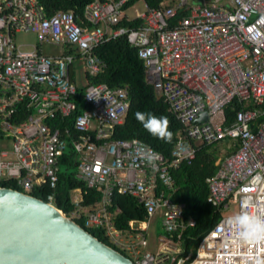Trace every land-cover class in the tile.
<instances>
[{
    "label": "built area",
    "instance_id": "obj_1",
    "mask_svg": "<svg viewBox=\"0 0 264 264\" xmlns=\"http://www.w3.org/2000/svg\"><path fill=\"white\" fill-rule=\"evenodd\" d=\"M127 2L94 0L81 24L71 10L46 15L37 0H0V179H13L23 192L43 183L54 188L69 147L74 176L100 199L82 208L74 198L68 218L82 215L84 227L102 229L135 264H264V234L242 235L233 219L264 220V0H163L155 8L144 2L124 8ZM136 20L137 26L127 23ZM17 32H33L37 45L16 44ZM118 37L136 48L146 82L181 124L169 157L137 138L110 136L128 111L127 86L92 83L88 74L103 67L94 49ZM38 45L72 52L47 56ZM78 63L86 69L83 84L71 76ZM233 103L234 120L225 124ZM201 111L206 114L197 120ZM224 142L235 148L216 158L217 171L206 178L220 219L185 251L182 232L194 221H184L182 203L170 199V169L188 162L197 145ZM113 192L141 203L146 224L158 215L155 251L146 249V228L138 222L126 231L113 227ZM47 202L53 205L52 193ZM231 206L236 212L224 215Z\"/></svg>",
    "mask_w": 264,
    "mask_h": 264
},
{
    "label": "trees",
    "instance_id": "obj_2",
    "mask_svg": "<svg viewBox=\"0 0 264 264\" xmlns=\"http://www.w3.org/2000/svg\"><path fill=\"white\" fill-rule=\"evenodd\" d=\"M37 1L46 15H50L57 10H72L78 23L82 24L81 19L83 17L80 18V16L84 7L94 0ZM139 1L155 8L163 0H128L124 8ZM139 22V20H136L127 23L137 26ZM93 54L104 65L102 71L97 74H88V80L92 83L104 82L110 87L126 85L130 96L129 108L124 121L113 127L112 133H110L111 138H137L162 155L169 157L174 141H176V133L181 129V124L170 111L163 97L156 95L152 86L146 82L144 65L137 55L136 48L128 45L125 37H118L96 47ZM81 92L82 88L80 87L78 88V95H81ZM234 108H236L234 103L232 107L226 108L228 122L231 121ZM138 111L167 117L170 122L169 130L173 133L171 142L158 139L146 131L135 118V113ZM63 126L64 124L61 125V127ZM214 152L215 150L211 145L199 144L196 146L193 157L188 162L181 161L175 168L170 169L174 182V191L171 193L170 199L173 202L182 203V218L184 221L187 219L194 221V226L185 227L182 232L185 251L190 247L193 248L200 236L213 226L221 216L208 199L209 188H207L206 183V178L217 171V166L214 164L216 158ZM73 158L70 148H66L58 161L57 181L54 188H51L48 183H43L32 186L27 192L31 196L44 201H47L48 194L52 193L53 205L66 217L76 209L69 197L71 189L79 188L81 190L80 205L82 208L93 205L95 201H98L100 195L97 190L86 187L83 181L74 176L75 164ZM0 185L23 191L21 186L16 184L13 179H0ZM114 209H118V213L113 217L112 223L118 231L128 230V223L131 221L145 222L146 220L144 207L133 196L113 192L109 210L113 211ZM72 220L100 242L115 249L118 248L106 239L102 229L84 227V217L82 215ZM117 250L125 254V251L119 248Z\"/></svg>",
    "mask_w": 264,
    "mask_h": 264
},
{
    "label": "water",
    "instance_id": "obj_3",
    "mask_svg": "<svg viewBox=\"0 0 264 264\" xmlns=\"http://www.w3.org/2000/svg\"><path fill=\"white\" fill-rule=\"evenodd\" d=\"M0 264L135 263L51 203L0 185Z\"/></svg>",
    "mask_w": 264,
    "mask_h": 264
},
{
    "label": "clouds",
    "instance_id": "obj_4",
    "mask_svg": "<svg viewBox=\"0 0 264 264\" xmlns=\"http://www.w3.org/2000/svg\"><path fill=\"white\" fill-rule=\"evenodd\" d=\"M135 118L151 135L165 142H171L173 133L169 130L170 122L167 117L138 111L135 113ZM233 219L236 224L243 228L242 235L264 234V220L258 216L241 215Z\"/></svg>",
    "mask_w": 264,
    "mask_h": 264
},
{
    "label": "crops",
    "instance_id": "obj_5",
    "mask_svg": "<svg viewBox=\"0 0 264 264\" xmlns=\"http://www.w3.org/2000/svg\"><path fill=\"white\" fill-rule=\"evenodd\" d=\"M141 2V1H139ZM139 2H136V7L138 8H141L140 6L142 5H138ZM72 11V10H71ZM135 14V10L133 11V13L131 15H134ZM128 15V14H127ZM83 17V12H82V15L80 16V18ZM125 19V18H124ZM30 34H33V32H30ZM34 35V34H33ZM111 40H114V39H111ZM109 40V41H111ZM108 42V41H107ZM16 43V42H15ZM106 43V42H105ZM17 44V43H16ZM104 44V43H103ZM20 45L21 47L23 48H28L30 47L31 45H37V39H36V42H33V43H30V44H18ZM38 49L45 55H51V56H60V55H63L65 53H69V51L72 52V49L69 48V47H65V46H56V47H47V46H39L38 45ZM45 49H49L48 53H45L44 50ZM100 60V59H99ZM102 62V61H101ZM103 64V62H102ZM104 65V64H103ZM74 68V69H73ZM85 66L84 65H81V64H74L72 67H71V76L72 78L79 84H83L85 81H86V77H85ZM87 73V72H86ZM155 91V90H154ZM156 95L160 96L156 91H155ZM162 97V96H161ZM233 105V104H232ZM232 105H230L232 107ZM229 107V106H228ZM234 107V106H233ZM227 108V107H226ZM234 111V110H233ZM225 115H226V120H225V124H230L233 120H234V116L232 115V118H231V121H227V114H226V109H225ZM263 118V116L261 117ZM260 118V120H261ZM259 122V120H258ZM257 129V124H255L254 126V130ZM230 143L231 142H224V143H221L219 145H223L222 146V152H217L216 148H214L215 150V157L217 158L218 156H225L226 154H229L231 151L234 150V146L231 145L230 146ZM216 158H215V161H216ZM74 161V159H73ZM215 161H214V164H215ZM216 165V164H215ZM74 172H75V169H74ZM162 187L158 185V188L156 190H159L161 189ZM174 191V185H173V190L172 192ZM69 197H70V200L72 201L74 198H77L79 199V201H81V190L79 188H74V189H71L69 191ZM99 199H100V195H99ZM98 199V200H99ZM73 202V201H72ZM96 202V201H95ZM94 202V203H95ZM92 206V205H90ZM88 207V206H87ZM111 207V202H110V206L108 207V209H110ZM110 211V210H109ZM146 221V220H145ZM138 226L139 227H145L146 228V232L148 230V227H149V224H146L145 222H138ZM156 249L158 248L157 246L155 247ZM147 249V248H146ZM155 249V250H156ZM148 250V249H147ZM154 250V251H155Z\"/></svg>",
    "mask_w": 264,
    "mask_h": 264
},
{
    "label": "rangeland",
    "instance_id": "obj_6",
    "mask_svg": "<svg viewBox=\"0 0 264 264\" xmlns=\"http://www.w3.org/2000/svg\"><path fill=\"white\" fill-rule=\"evenodd\" d=\"M138 5H141V2H139ZM133 11L134 10L132 8H129L127 10V14L131 15ZM14 41L17 44H30V43L36 42V36H34L33 34H30V32H17V34L14 36ZM48 51L49 49L44 50L45 53H48ZM222 146L223 145L215 146L217 152H222L221 151ZM235 212L236 211L231 206L227 211H225L224 215H228V214L235 213ZM159 222H160V219L158 218V215H155L153 218H151L148 230L146 232V237L148 241L147 249L151 252H153L156 249L155 247L158 246L157 236L161 234V231L159 229ZM114 246L117 247V245L115 244ZM126 256L131 258L128 252L126 253Z\"/></svg>",
    "mask_w": 264,
    "mask_h": 264
}]
</instances>
